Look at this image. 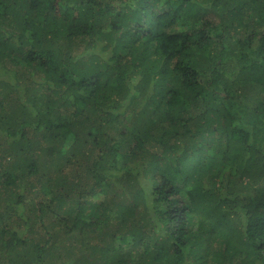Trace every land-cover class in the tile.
<instances>
[{"label":"trees","instance_id":"trees-1","mask_svg":"<svg viewBox=\"0 0 264 264\" xmlns=\"http://www.w3.org/2000/svg\"><path fill=\"white\" fill-rule=\"evenodd\" d=\"M0 264H264V0H0Z\"/></svg>","mask_w":264,"mask_h":264},{"label":"rangeland","instance_id":"rangeland-1","mask_svg":"<svg viewBox=\"0 0 264 264\" xmlns=\"http://www.w3.org/2000/svg\"><path fill=\"white\" fill-rule=\"evenodd\" d=\"M236 108V107H235Z\"/></svg>","mask_w":264,"mask_h":264}]
</instances>
